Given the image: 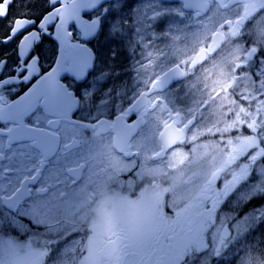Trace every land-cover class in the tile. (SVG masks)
<instances>
[{
    "label": "snow or ice",
    "instance_id": "1",
    "mask_svg": "<svg viewBox=\"0 0 264 264\" xmlns=\"http://www.w3.org/2000/svg\"><path fill=\"white\" fill-rule=\"evenodd\" d=\"M9 7L0 264H264V0Z\"/></svg>",
    "mask_w": 264,
    "mask_h": 264
},
{
    "label": "flooded vegetation",
    "instance_id": "2",
    "mask_svg": "<svg viewBox=\"0 0 264 264\" xmlns=\"http://www.w3.org/2000/svg\"><path fill=\"white\" fill-rule=\"evenodd\" d=\"M2 2V0H0ZM18 11L17 8H12L9 7V16L7 19L0 20V40L4 38L5 32L7 31V25L9 20L12 19V13ZM82 18L87 19L86 16H84V13L81 14ZM58 23V21H57ZM32 30H37V29H32ZM51 32L54 33V29L50 28L49 29ZM69 31H73L71 27V22L69 24ZM54 41V36H46L43 44H41V49L47 52V50L52 46ZM18 41L15 42H6V43H0V60H4L7 65L9 66V70L11 68L15 67V61H16V44ZM104 43V37L100 38L99 44L102 45ZM89 47H99L96 41H93L92 44L88 45ZM111 47H116V45H111ZM136 58H139V50H137V55ZM46 69L50 70V66L52 64L51 59H42L41 61ZM130 62L133 63V59L131 57V54L128 52H121V54L116 58L115 61H112V64L114 65L115 68V73H119L120 77L114 78L109 80L104 87H113L114 85L117 87L122 86L125 82L128 84H131L132 82V77L135 75L133 72L130 71L131 64ZM127 72L125 75L124 73ZM89 81H91L92 77L90 76ZM180 85H176V87L173 89L174 91H177L179 89ZM0 126H2V123H0ZM2 164H7V161H0ZM39 185H36L38 187ZM30 187H32L30 185Z\"/></svg>",
    "mask_w": 264,
    "mask_h": 264
},
{
    "label": "rangeland",
    "instance_id": "3",
    "mask_svg": "<svg viewBox=\"0 0 264 264\" xmlns=\"http://www.w3.org/2000/svg\"><path fill=\"white\" fill-rule=\"evenodd\" d=\"M130 64L132 65V62H130ZM227 211V209H225ZM262 229H264V226H262Z\"/></svg>",
    "mask_w": 264,
    "mask_h": 264
},
{
    "label": "trees",
    "instance_id": "4",
    "mask_svg": "<svg viewBox=\"0 0 264 264\" xmlns=\"http://www.w3.org/2000/svg\"><path fill=\"white\" fill-rule=\"evenodd\" d=\"M249 207H251V205ZM245 211H247V209H245Z\"/></svg>",
    "mask_w": 264,
    "mask_h": 264
},
{
    "label": "water",
    "instance_id": "5",
    "mask_svg": "<svg viewBox=\"0 0 264 264\" xmlns=\"http://www.w3.org/2000/svg\"><path fill=\"white\" fill-rule=\"evenodd\" d=\"M82 13H83V12H82ZM82 13H81V14H82Z\"/></svg>",
    "mask_w": 264,
    "mask_h": 264
}]
</instances>
